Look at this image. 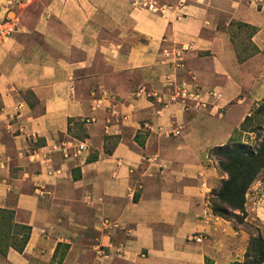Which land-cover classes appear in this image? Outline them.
Instances as JSON below:
<instances>
[{"label":"crops","instance_id":"1","mask_svg":"<svg viewBox=\"0 0 264 264\" xmlns=\"http://www.w3.org/2000/svg\"><path fill=\"white\" fill-rule=\"evenodd\" d=\"M183 1L0 0V209L31 228L0 264H222L190 239L220 223L211 150L264 99V0Z\"/></svg>","mask_w":264,"mask_h":264},{"label":"rangeland","instance_id":"2","mask_svg":"<svg viewBox=\"0 0 264 264\" xmlns=\"http://www.w3.org/2000/svg\"><path fill=\"white\" fill-rule=\"evenodd\" d=\"M229 32L236 44L252 50L249 39L254 29L232 22ZM210 155L219 178L204 212L207 222L219 221L225 227L219 223L214 233L201 235L205 245L215 250L222 264H264V99L254 106L232 140L211 150ZM19 233L9 222L0 223L2 248L14 241L21 244ZM207 264L213 263L208 260Z\"/></svg>","mask_w":264,"mask_h":264},{"label":"built area","instance_id":"3","mask_svg":"<svg viewBox=\"0 0 264 264\" xmlns=\"http://www.w3.org/2000/svg\"><path fill=\"white\" fill-rule=\"evenodd\" d=\"M0 28H3V29H1V31H2V34L4 37L8 36V34L13 30L8 21L0 24ZM211 95L216 97V98H220V95L217 93H211ZM175 96L178 98H181L184 101L185 106H187L188 105L187 103H190V102L195 103V105L199 108L206 106V103L202 101L201 94L198 92H195V91L188 90L185 87V85H182L181 87H179L177 89ZM88 122H89V120L86 121V123H88ZM175 134H179V131H176ZM87 148L88 147H87L86 143L71 139L69 141L62 142L60 151L62 153H64V156L66 158H68V157H70V155H73V156L78 155L80 152L86 150ZM203 214L206 215L207 212H204ZM105 225L108 228H114V229L119 228L117 223H110L109 221H106ZM190 240L194 241L196 243H201L203 241V237L202 236H193V237H191Z\"/></svg>","mask_w":264,"mask_h":264},{"label":"trees","instance_id":"4","mask_svg":"<svg viewBox=\"0 0 264 264\" xmlns=\"http://www.w3.org/2000/svg\"><path fill=\"white\" fill-rule=\"evenodd\" d=\"M0 216H3L1 221H0V223L2 225H4L6 222H9L12 225V227L20 230L19 235H21L22 238H23V241L19 245L15 241L12 242L11 244H7L6 243L7 244L6 249H3L2 246L0 245V253L2 255H5L9 248H14L18 252H23L25 247H26V245H27V243H28V240L30 238L31 228L27 227V226H21V225L14 224L13 223V213L10 212V211H6V210H1L0 209ZM0 243L1 244L5 243V242H3L1 234H0Z\"/></svg>","mask_w":264,"mask_h":264}]
</instances>
